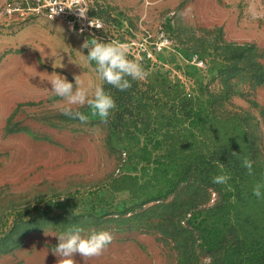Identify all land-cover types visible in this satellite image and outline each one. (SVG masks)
<instances>
[{"label":"rangeland","instance_id":"rangeland-1","mask_svg":"<svg viewBox=\"0 0 264 264\" xmlns=\"http://www.w3.org/2000/svg\"><path fill=\"white\" fill-rule=\"evenodd\" d=\"M226 4L239 15L229 30L202 24L211 2L194 0H95L99 28L88 31L61 20L0 19V264H58V236L74 228L113 237L99 256L75 254L76 264H218L185 223L216 193L191 179L165 200L138 205L105 188L118 171L108 120L87 105L74 106L86 123L62 114L49 80L99 84L83 43H123L146 77H169L188 92L191 77L208 84L217 110L243 118L264 160V0Z\"/></svg>","mask_w":264,"mask_h":264},{"label":"trees","instance_id":"trees-1","mask_svg":"<svg viewBox=\"0 0 264 264\" xmlns=\"http://www.w3.org/2000/svg\"><path fill=\"white\" fill-rule=\"evenodd\" d=\"M128 79L131 87L124 91L104 83L116 104L107 120L118 156V171L105 188L146 205L196 180L217 195L214 204L185 218L201 251L218 264H264V199L253 195V187L264 183V160L243 118L220 113L219 94L195 77L189 92L169 77ZM245 158L252 161L251 175ZM218 175L230 179L213 183Z\"/></svg>","mask_w":264,"mask_h":264},{"label":"clouds","instance_id":"clouds-1","mask_svg":"<svg viewBox=\"0 0 264 264\" xmlns=\"http://www.w3.org/2000/svg\"><path fill=\"white\" fill-rule=\"evenodd\" d=\"M77 9L82 18L86 16V9ZM95 27L99 28V26ZM82 47L88 50V54L84 55L87 61L95 62V71L101 83L89 82L85 86L79 76H76L75 84H73L66 77L56 75L49 80L51 91L65 102L62 114L86 123L88 116L79 110H74V106L78 108L87 105L93 115H97L102 122L106 123L111 111L116 108V104L112 96L105 91L103 84L107 83L124 91L131 87L128 77L142 81L148 73L140 63L128 58L127 45L123 43L101 42L93 38L91 42L86 40ZM243 166L251 175L252 161L245 158ZM229 179L227 175H218L213 177V183L226 184ZM253 195L258 199H264V183H257L253 187ZM82 231L81 228L69 229L58 236L59 243L53 251L54 255L59 257L58 264H76L73 259L75 254L83 258L99 256L113 239L108 231H93L87 237L81 235Z\"/></svg>","mask_w":264,"mask_h":264},{"label":"built area","instance_id":"built-area-1","mask_svg":"<svg viewBox=\"0 0 264 264\" xmlns=\"http://www.w3.org/2000/svg\"><path fill=\"white\" fill-rule=\"evenodd\" d=\"M93 3L95 0H6L0 6V19L61 20L73 29L88 31L99 25L90 12ZM77 8L86 9V16L82 18Z\"/></svg>","mask_w":264,"mask_h":264},{"label":"crops","instance_id":"crops-1","mask_svg":"<svg viewBox=\"0 0 264 264\" xmlns=\"http://www.w3.org/2000/svg\"><path fill=\"white\" fill-rule=\"evenodd\" d=\"M200 7L204 1L211 2L210 7L206 8V11H202L201 23L206 26H218L224 25L226 29L239 21V15L234 6L229 7L228 4L234 0H222L223 4H213L218 0H194ZM212 7V9H211ZM201 9V8H200ZM202 10V9H201ZM51 20V19H49Z\"/></svg>","mask_w":264,"mask_h":264}]
</instances>
